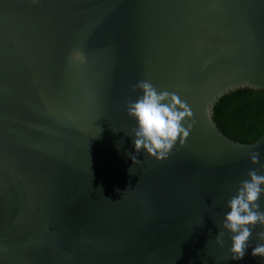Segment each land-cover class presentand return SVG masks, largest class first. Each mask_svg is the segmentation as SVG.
Listing matches in <instances>:
<instances>
[{
    "label": "water",
    "instance_id": "1",
    "mask_svg": "<svg viewBox=\"0 0 264 264\" xmlns=\"http://www.w3.org/2000/svg\"><path fill=\"white\" fill-rule=\"evenodd\" d=\"M142 80L194 123L136 164ZM239 88L264 91V0H0V264H264L259 225L240 260L229 233L216 243L228 199L264 175V130L243 143L211 117Z\"/></svg>",
    "mask_w": 264,
    "mask_h": 264
},
{
    "label": "clouds",
    "instance_id": "2",
    "mask_svg": "<svg viewBox=\"0 0 264 264\" xmlns=\"http://www.w3.org/2000/svg\"><path fill=\"white\" fill-rule=\"evenodd\" d=\"M132 90H139L142 95L134 102H126V113L136 122L135 128L131 130L135 154L128 155L136 164L140 163L137 156L141 150L156 161L167 159L177 140L183 144L189 136L194 121H187L192 118V111L176 94L158 92L147 80L139 81ZM248 158L252 164H258L259 152L248 153ZM260 167L264 169V164ZM247 176L248 179L240 182L235 195L226 202L228 211L223 216L222 230L216 235L217 245L223 248L225 232L230 234L228 252L232 260H240L245 256L246 250L251 247L250 240L257 225L261 228L257 234L260 242L251 254L264 259V211L260 210L258 202L264 195V175H259L253 169L248 171Z\"/></svg>",
    "mask_w": 264,
    "mask_h": 264
},
{
    "label": "trees",
    "instance_id": "3",
    "mask_svg": "<svg viewBox=\"0 0 264 264\" xmlns=\"http://www.w3.org/2000/svg\"><path fill=\"white\" fill-rule=\"evenodd\" d=\"M211 117L227 137L253 142L264 130V91L239 88L221 96Z\"/></svg>",
    "mask_w": 264,
    "mask_h": 264
}]
</instances>
